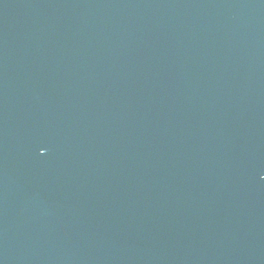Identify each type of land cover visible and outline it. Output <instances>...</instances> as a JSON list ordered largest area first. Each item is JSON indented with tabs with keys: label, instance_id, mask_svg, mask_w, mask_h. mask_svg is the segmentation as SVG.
<instances>
[{
	"label": "water",
	"instance_id": "95a60500",
	"mask_svg": "<svg viewBox=\"0 0 264 264\" xmlns=\"http://www.w3.org/2000/svg\"><path fill=\"white\" fill-rule=\"evenodd\" d=\"M0 264H264V0H0Z\"/></svg>",
	"mask_w": 264,
	"mask_h": 264
}]
</instances>
